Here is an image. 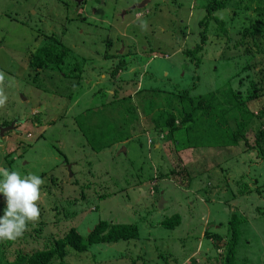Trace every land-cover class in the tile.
<instances>
[{
  "label": "rangeland",
  "instance_id": "obj_1",
  "mask_svg": "<svg viewBox=\"0 0 264 264\" xmlns=\"http://www.w3.org/2000/svg\"><path fill=\"white\" fill-rule=\"evenodd\" d=\"M208 1L0 0V126L16 121L0 140V166L43 180L38 218L0 241L10 258L106 220L136 224L138 238L69 248L50 264H218L236 214L237 261L264 264V95L248 103L257 114L249 145L210 141L209 118L172 137L165 125L184 90L227 108L251 83L264 86V33L243 34L254 18L216 11L228 36L212 20L197 49ZM131 4L143 5L128 13ZM51 45L68 53L40 65ZM119 60L127 69L113 77ZM175 214L180 223L163 226Z\"/></svg>",
  "mask_w": 264,
  "mask_h": 264
},
{
  "label": "trees",
  "instance_id": "obj_2",
  "mask_svg": "<svg viewBox=\"0 0 264 264\" xmlns=\"http://www.w3.org/2000/svg\"><path fill=\"white\" fill-rule=\"evenodd\" d=\"M205 8L207 15L200 22L203 31L200 32L201 41L197 49H201L203 47L202 45L208 40V32L212 20L220 24L225 35L228 36V28L226 27L225 20L222 18L218 19V17L215 16V12L218 10L232 8L234 14L233 19L238 17V12L240 16L244 14L247 18H254L251 25L245 28L243 33L244 36L255 38L256 31H262L264 33V0H209ZM249 11H252L253 14H249ZM246 50H249L248 47ZM56 52H59V54ZM197 52L199 51H192L191 49H189V51L186 50L188 55L192 54L193 56ZM39 53L42 54L41 58L43 61L41 62V58L37 57L33 60V63L37 64L41 62L40 65H46L53 60L52 54L61 56L63 54L66 55L68 52H65L61 48H57L55 45H51L47 48H41ZM254 67V64L249 63L247 65V68L250 70H253L252 68ZM123 68L127 69V66L123 60H119L113 68L111 75L115 77ZM181 93L180 104L183 110L178 108V118H175L174 113L170 112L171 116H169L165 124L168 128V137H172L178 132L182 128V124L185 125V130H188L189 133L192 132L195 120H199V117H201V119H211L209 120L212 123L211 127L208 128V139L211 137L213 141L211 139L209 140L219 144L218 146L236 147L239 146L242 138H244L249 145L246 132L250 129L257 114L248 106V103L258 100L260 96L264 95V86L261 82L260 84L251 83L248 92L242 94L239 99L233 96L232 101H230V106L227 108L223 107L219 102L215 103L213 101L214 94L208 96L201 95L195 100L189 95L187 90ZM225 94L230 98L232 97L231 93ZM131 108L135 109L136 107L130 105L127 109L131 110ZM258 114L259 118H264V109L260 110ZM178 120L181 122V126L177 124ZM258 131L259 136L263 137L264 127L260 128ZM179 223V214H175L162 222L163 226L167 228H174ZM240 223V218L234 214L228 228L231 237L227 244L225 257L223 261H218V264H239L237 261V252L241 238ZM138 236L139 229L136 224H109L106 220H101L91 230H88L86 234H82L76 227H72L65 236L56 239L53 238L55 240L51 241L49 245L42 249L28 251L21 248L16 250L13 258L9 257L8 250L0 249V264H50L54 259L63 260L69 248L84 252L94 244L131 240L138 238Z\"/></svg>",
  "mask_w": 264,
  "mask_h": 264
},
{
  "label": "clouds",
  "instance_id": "obj_3",
  "mask_svg": "<svg viewBox=\"0 0 264 264\" xmlns=\"http://www.w3.org/2000/svg\"><path fill=\"white\" fill-rule=\"evenodd\" d=\"M42 184L43 180L37 174L0 167V200L4 205L0 208V241L16 240L22 236L27 224L38 218L37 202Z\"/></svg>",
  "mask_w": 264,
  "mask_h": 264
},
{
  "label": "water",
  "instance_id": "obj_4",
  "mask_svg": "<svg viewBox=\"0 0 264 264\" xmlns=\"http://www.w3.org/2000/svg\"><path fill=\"white\" fill-rule=\"evenodd\" d=\"M81 1H82V0H78V3H81ZM144 4H145V3H144ZM142 5H143V4H141V5L138 4V5L131 6V7L129 8V10L134 9L136 6H137V7H141ZM15 123H16V121H13V122L11 123L10 126H2V125L0 126V140H1L2 137L5 135L6 132H8V131H10V130H14V128H15ZM123 150L125 151V148H124ZM0 167H2V166H0ZM69 170H70V167H69ZM164 202H165V200H164L163 196H161L160 199H159V206L162 207Z\"/></svg>",
  "mask_w": 264,
  "mask_h": 264
},
{
  "label": "flooded vegetation",
  "instance_id": "obj_5",
  "mask_svg": "<svg viewBox=\"0 0 264 264\" xmlns=\"http://www.w3.org/2000/svg\"><path fill=\"white\" fill-rule=\"evenodd\" d=\"M75 1H76L77 5H78V4H79V3L77 2L78 0H75ZM82 1H83V0H82ZM135 8H139V7L136 6ZM135 8H134V9H135ZM132 11H133V9H132V10H129L128 13H129V12L132 13Z\"/></svg>",
  "mask_w": 264,
  "mask_h": 264
},
{
  "label": "crops",
  "instance_id": "obj_6",
  "mask_svg": "<svg viewBox=\"0 0 264 264\" xmlns=\"http://www.w3.org/2000/svg\"><path fill=\"white\" fill-rule=\"evenodd\" d=\"M148 1H149V0H148ZM134 3H135V2H134ZM134 3H133V4H134ZM133 4H131L130 6H132ZM130 6H129V7H130Z\"/></svg>",
  "mask_w": 264,
  "mask_h": 264
}]
</instances>
